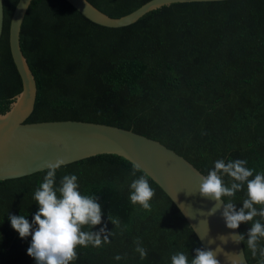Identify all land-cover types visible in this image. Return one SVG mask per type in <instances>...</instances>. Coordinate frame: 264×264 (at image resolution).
I'll return each instance as SVG.
<instances>
[{
  "label": "trees",
  "instance_id": "trees-1",
  "mask_svg": "<svg viewBox=\"0 0 264 264\" xmlns=\"http://www.w3.org/2000/svg\"><path fill=\"white\" fill-rule=\"evenodd\" d=\"M3 1L0 37V114L21 92L9 50V24L19 0ZM110 17L127 15L150 0H87ZM20 47L37 85L26 123L82 121L130 130L160 142L203 175L216 160L243 159L253 176L264 173V0L175 3L122 28L96 25L65 0H32L23 19ZM133 164L97 155L56 172L78 178L82 195L98 198L102 222L83 231L113 232L101 247L77 246L70 264H171L179 252L195 257L203 248L169 197L149 177L150 210L132 204ZM47 170L0 181V264H35L9 216L31 223L33 196ZM252 177H250L251 179ZM225 184L231 179L225 175ZM246 185L233 198L242 207ZM259 210L261 205H256ZM118 218L114 226L108 216ZM264 224V218L255 217ZM251 223L238 227L248 264H260L264 238L253 257ZM147 250L141 258L136 240ZM204 249V248H203ZM120 255L122 259L116 260Z\"/></svg>",
  "mask_w": 264,
  "mask_h": 264
},
{
  "label": "water",
  "instance_id": "water-1",
  "mask_svg": "<svg viewBox=\"0 0 264 264\" xmlns=\"http://www.w3.org/2000/svg\"><path fill=\"white\" fill-rule=\"evenodd\" d=\"M90 22L106 28L136 23L147 13L175 3L226 0H150L135 11L110 17L87 0H65ZM32 0H19L9 24V50L21 80V92L10 109L0 114V181L21 178L47 170L48 164L63 158L65 165L97 155L119 156L135 164L169 197L185 218L200 244L215 251L219 264H248L242 241H234L239 229H228L222 206L208 215L216 201L202 197L198 187L202 176L190 162L160 142L130 130L91 122L64 120L26 123L34 110L37 85L20 47L23 19ZM3 1L0 0V37ZM212 241V243H209Z\"/></svg>",
  "mask_w": 264,
  "mask_h": 264
},
{
  "label": "clouds",
  "instance_id": "clouds-1",
  "mask_svg": "<svg viewBox=\"0 0 264 264\" xmlns=\"http://www.w3.org/2000/svg\"><path fill=\"white\" fill-rule=\"evenodd\" d=\"M65 164L63 158H58L55 163L48 164L43 182L35 191L33 200L39 206L30 223L24 215L9 216L10 225L21 239L31 236L27 255L35 260V264H70L77 256V246L101 247L110 243L109 237L113 232H106L101 227L98 232L83 231V226L92 228L102 222V205L97 197L82 195L79 191L76 175H65L60 180V186L55 187L56 172ZM243 159L225 161L216 160L214 168L202 176L198 187L202 197L216 201L208 215H213L222 206L221 212L228 229H237L241 223H251L247 232V246L253 257L257 254L258 242L264 238V224L254 218H264V207L259 210L256 205L264 206V173L253 176L254 170L246 167ZM137 165H133L131 175L135 176L139 171ZM227 175L232 183L225 184L223 177ZM250 177H252L250 179ZM246 185L247 198L243 200L242 207L236 209L235 203L224 197L233 198L235 193ZM130 201L139 204L143 209L150 210V201L155 195L146 175H141L130 184ZM108 220L114 226H119V219L110 215ZM234 241H244V234L233 235ZM212 243V241H209ZM136 251L141 258L147 256V250L141 246V241L136 240ZM218 249V248H217ZM217 249L206 250L197 248L195 257L189 261L187 254L179 252L171 257V264H219L216 259ZM260 256L264 257V248L259 249ZM116 260L122 259L120 255ZM260 264H264V259Z\"/></svg>",
  "mask_w": 264,
  "mask_h": 264
}]
</instances>
